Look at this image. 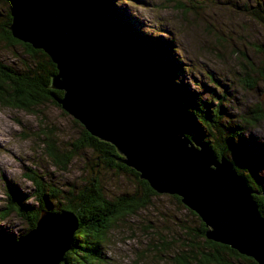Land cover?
<instances>
[{
	"label": "trees",
	"instance_id": "16d2710c",
	"mask_svg": "<svg viewBox=\"0 0 264 264\" xmlns=\"http://www.w3.org/2000/svg\"><path fill=\"white\" fill-rule=\"evenodd\" d=\"M11 1L12 7L19 2ZM69 1L80 11L97 44L109 55L116 56L123 67L136 75L143 95L171 126L183 130L190 138L205 141L218 158L225 155L234 163L238 173L255 190L253 196L264 215V181L261 177L264 159L250 165L234 151L235 146L244 141L243 131L246 127L264 118V106L260 103L250 105L239 123L228 124V113H235L227 110L229 107L224 108L222 93H217L220 88L223 94L228 90L219 85L216 76L213 77V86L206 85L211 99L190 90L182 78L185 63L177 54L179 49L174 37H158L152 42L146 38V41L138 39L129 28L130 21L127 19L130 18H121L129 10L128 7L115 0ZM256 1L245 4V8L264 22V0ZM177 6L188 12L186 4L179 1ZM191 7L201 13L197 4L190 6L191 11L196 13ZM1 18L4 21L0 19V50L8 47L13 60L6 59L1 51L0 105L37 113L40 112L38 106L54 103L72 117L55 97L61 99L65 90L48 86L52 74L59 71L53 54L14 34L12 28L7 27L6 24L12 23V9L7 13L4 11ZM18 43L25 46L21 54L14 49ZM244 66L247 77H243V80L249 86H254L250 63ZM72 120L74 132L68 137L62 134L59 122L42 118L37 126H27V130L20 133L26 139L32 137L40 141L41 150L58 169L67 170L74 159L79 158L83 168L88 170L87 176L61 182L53 177L47 165L36 161L35 165L23 166L24 177L31 181V185L23 191L14 179L4 175L6 198L0 205V219L14 212L25 218L26 229L17 235L9 230L3 232L5 240L0 239V242L8 243L20 236L25 237L37 225L42 211L53 214L70 212L76 216L77 224L58 264H103L108 261L107 245L112 229L120 226V223L130 230L134 229L130 215L151 203V198L159 191L141 177L135 167L116 158L123 155L113 142L94 134L76 117L73 116ZM209 131H212L214 141ZM112 172L114 175L110 178ZM117 176L131 177L130 188H120L114 184L113 178ZM174 194L184 203L179 194ZM157 223L148 219L146 227L142 229L146 236L145 243L139 242L141 247L133 259L134 264L148 257L157 258L165 264H248L250 261L260 264L254 257L241 253L232 245L209 238L203 219L195 232L186 219L178 222L179 228H175V231L169 227L161 228ZM129 235L132 236V233ZM201 236L205 237V243L199 238Z\"/></svg>",
	"mask_w": 264,
	"mask_h": 264
},
{
	"label": "water",
	"instance_id": "95a60500",
	"mask_svg": "<svg viewBox=\"0 0 264 264\" xmlns=\"http://www.w3.org/2000/svg\"><path fill=\"white\" fill-rule=\"evenodd\" d=\"M12 15L7 27L58 62L48 86L65 90L61 99L53 93L64 109L113 142L123 156L111 155L135 167L157 191L179 194L205 221L209 238L264 264V215L255 190L228 157L218 158L208 143L190 138L159 114L136 75L97 44L74 4L19 0ZM76 224L73 213L42 211L25 237L0 242V264H58Z\"/></svg>",
	"mask_w": 264,
	"mask_h": 264
},
{
	"label": "rangeland",
	"instance_id": "374dc122",
	"mask_svg": "<svg viewBox=\"0 0 264 264\" xmlns=\"http://www.w3.org/2000/svg\"><path fill=\"white\" fill-rule=\"evenodd\" d=\"M120 5H126L128 11L121 18H130V30L135 32L138 39L157 40L158 37H174L177 54L185 63V74L182 78L190 90H196L208 99L210 94L206 85L213 86V77L220 81L228 92H221L222 105L229 107L226 119L228 124H237L242 114H246L250 105L260 103L264 106V22L254 17L245 4L256 3V0H115ZM186 4L179 9L177 4ZM11 0H0V19L4 11L13 9ZM197 4V9L190 6ZM124 16V17H123ZM146 41V40H145ZM34 45V44H33ZM6 48V49H5ZM25 46L21 43L14 45L15 51L20 53ZM6 59L13 60L12 53L4 46L0 50ZM14 51V50H13ZM6 53V54H5ZM8 55V56H7ZM15 57V56H14ZM25 59H29L25 57ZM250 63V72L254 86L244 82V64ZM257 79V81H256ZM246 80V79H245ZM213 101V100H212ZM249 107V108H250ZM37 113H30L25 109L0 105V205L5 201L3 176L14 179L23 191H26L31 181L24 177L22 169L24 164L47 165L53 177L61 182L72 179H82L87 176L88 170L83 168L81 160L75 158L65 171L58 169L45 152L41 150V142L32 137L26 139L20 131L27 130V126L35 127L39 121L54 120L62 128V134L68 137L73 134L74 123L72 117L54 103H44L38 106ZM227 125V124H225ZM228 126V125H227ZM245 126V125H244ZM210 138L214 141L212 131ZM244 141L235 146V153L243 161L253 164L264 159V118L254 125H248L243 131ZM228 155L229 152L227 153ZM84 169V170H83ZM262 169V168H261ZM114 173H110L112 178ZM264 181V170L261 174ZM132 178L117 176L113 178L114 184L120 188H130ZM115 185V186H116ZM24 217L11 213L0 219V239L5 240L3 232L12 231L14 235L26 229ZM134 229L121 225L112 229L108 241L107 259L103 264H134L133 259L139 251V242L145 243L144 231L148 219L160 223L161 228H170L175 231L179 228L178 222L186 219L194 227L201 222V217L189 206L175 197L171 192H158L151 198V203L132 213L129 217ZM158 224V223H157ZM132 233V236L129 235ZM21 237V236H20ZM31 238V244L34 241ZM205 243V237H199ZM35 247L31 246L30 250ZM36 252H38L36 250ZM136 262H138L136 260ZM136 264H165L154 257L140 260ZM248 264H254L250 261Z\"/></svg>",
	"mask_w": 264,
	"mask_h": 264
},
{
	"label": "bare ground",
	"instance_id": "6f19581e",
	"mask_svg": "<svg viewBox=\"0 0 264 264\" xmlns=\"http://www.w3.org/2000/svg\"><path fill=\"white\" fill-rule=\"evenodd\" d=\"M98 45H100V44L98 43ZM100 46H101V45H100ZM19 238H20V237H19ZM19 238H18V239H19ZM52 240H53V241L56 240L54 236H52ZM48 241H49V240H48ZM50 243H51V241H49V244H50ZM54 243H55V242H54ZM57 244H63V242L60 241V242H58ZM33 247H35V246L33 245ZM32 251H33V248L31 249V252H32Z\"/></svg>",
	"mask_w": 264,
	"mask_h": 264
}]
</instances>
